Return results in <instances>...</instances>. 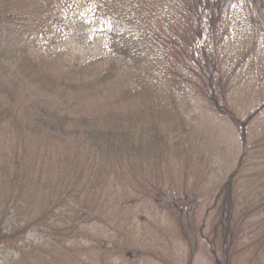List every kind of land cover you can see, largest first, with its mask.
I'll use <instances>...</instances> for the list:
<instances>
[{
  "label": "rangeland",
  "instance_id": "374dc122",
  "mask_svg": "<svg viewBox=\"0 0 264 264\" xmlns=\"http://www.w3.org/2000/svg\"><path fill=\"white\" fill-rule=\"evenodd\" d=\"M170 1L151 0L149 6ZM22 4L29 6L30 0H20ZM82 8L79 4L71 28L54 45L62 48L64 58L44 50L46 41L51 42L46 36H51L56 27L44 13L39 15L41 19L33 15L35 10L43 12L39 5L21 11L28 16L26 21L0 29V84L6 90L3 102L20 115L19 121L10 118L0 126V165L7 164L17 173L13 188L21 194L25 209L19 212L23 219L28 215L33 218L31 223H36L42 216L38 225L27 229L23 222L19 225L17 217L7 219L4 215L0 231L10 232L16 224L25 234L21 240L17 237V243H0V264L17 259L21 248L34 250L37 258L44 259L38 254L55 253L59 248L54 241L69 251V262L64 264H186L184 259L190 250L179 234L178 218L188 215L190 208L196 213L194 231L201 232L209 244L214 242L213 222H220L219 231H224L228 218L242 235L239 247L264 237V109L254 120L244 121L248 161L237 171L230 201L223 197L224 209L219 187L238 168L243 145L234 121L219 113L210 97L211 90L219 87L224 107L241 120L264 104L262 60H253L252 71L248 70L249 61L244 62L235 75L223 66L229 58L227 51L238 52L244 41H253V27L245 28L237 22L233 25L235 42L221 50V78L212 89L208 77L200 75L197 68L204 65V60L195 61L191 50L185 51L187 69L177 61L176 55L183 51L177 30H165L161 40L165 73L159 74L155 84L150 76H133L135 81L151 84L145 101H140V97L130 98V90H124L120 67L116 77L104 82L111 86V94L106 92L110 89L81 86L79 78L97 75L96 71L80 74L85 65L107 55L103 27L89 7L85 11ZM157 13L172 16L173 10L158 8ZM237 60L228 65L234 66ZM167 92L168 101L164 95ZM113 108L118 113L126 110L122 121L139 130L137 150L123 158L105 153L114 152L105 143L99 151L96 146L86 147L84 140L85 126L91 128ZM141 108L147 113L137 116L135 112ZM26 109L32 120L65 121L64 130L39 125L48 133L39 134L35 127L33 131L26 121ZM130 111L135 115L130 116ZM121 122L114 128L121 132V138L128 129L132 138L137 137L132 126ZM151 147L157 153L147 155ZM43 210L52 211L49 221ZM74 216L78 217V227L70 223ZM205 217L206 227L200 226ZM262 242L255 245L263 246L264 251V243L259 244ZM203 249L205 245L195 250L194 264H215L209 250ZM244 251L235 264H264V252L250 247Z\"/></svg>",
  "mask_w": 264,
  "mask_h": 264
},
{
  "label": "trees",
  "instance_id": "16d2710c",
  "mask_svg": "<svg viewBox=\"0 0 264 264\" xmlns=\"http://www.w3.org/2000/svg\"><path fill=\"white\" fill-rule=\"evenodd\" d=\"M150 2L151 0H30V5L26 6L24 4L20 5V0H0V29H2V26L4 29L5 26L19 20L26 21L28 16H23L21 11L25 9L30 11L34 7V4L39 5L43 12L35 10L33 15L41 19L39 15L44 13L48 19L52 20L53 25L56 27V31L51 36H46L51 42L46 41L47 44L44 50H50L52 54L54 53L56 56L64 58V54L61 52L62 48L59 46L54 47V45L61 42V36L71 28L74 11L79 4L83 5V11L89 7L94 18L103 27V38L107 55L96 60L91 59V62L96 61L95 64L85 65L84 71L80 74L96 71L97 75L92 79L87 78L84 80V77L79 78L81 86L86 89H110V91L106 92L111 94V86L104 82L116 77V72L120 67L123 68L122 84L124 90H130V98L140 97V101H145V94L151 84L145 83L142 80L135 81V77L133 76L135 74L136 77L140 75L150 76L152 83L155 84V80L159 77V74L165 73V69L162 68L164 52L161 40L165 30L168 31V29H176L181 40L180 45L183 47V51L180 56L176 55L178 56V62L186 66L187 69H190L184 58L185 51L189 50H191L190 55L195 61L199 59L204 60V65L197 68L200 70V75L208 77L210 89H212L214 82H219L223 66L227 67L235 75L239 68L244 66V62L249 61V68L254 65L253 60L256 58L264 62V0H173L166 2V4L157 2L154 8H150ZM76 4H78L77 7H75ZM158 8L159 11L163 9L173 10V15H161V13H157ZM150 11L152 12L151 15H149ZM236 22L237 24H243L245 28H248V26L253 27L256 31L253 35V41H244L242 49L238 50V52L235 50L233 52L227 51L226 55L229 56V58L226 57L227 65L223 63V66H220L219 56H222L221 50H226L227 47L235 42V26L233 25ZM166 53L168 54V51ZM237 57L238 60L234 66L228 65ZM78 65L79 63L76 62V66ZM216 76H218V79H216ZM159 82L163 84L162 80H159ZM5 91H3L0 84V126L10 118H13L15 121L20 120V115L12 109V106L6 105L3 102L5 100ZM164 95L168 101L170 92L164 93ZM172 97L176 100L174 93ZM210 97L213 100L215 109L219 113L230 117L231 120L236 122V125L240 128L242 139L246 140V123L241 122L237 116L234 117L224 107V99L220 88L212 89ZM26 111L29 113L26 121L33 131L36 129L42 135L48 133L46 132L45 134L39 125L50 126L51 128L57 127L61 131L64 130L63 122L65 121L52 120L51 122H47L44 118H34L32 120L30 110L26 109ZM32 112L36 111L31 110ZM129 113L130 116H133L132 114L135 115V113L137 116H141L147 113V109L141 108V110L135 113L133 111ZM258 114L259 112L252 113L245 121H252ZM126 115V110L118 113V110L113 108L105 111L100 116L94 126L91 127L93 129H87L85 126L87 136L84 140L88 143H85V145L87 144L86 147L96 146L97 150L102 151V144L105 143L111 151H114L105 153H114L119 155L120 158H123L127 154H133L137 150L139 137L132 138L128 129L126 132L128 134L121 138V132L118 134V131L114 129L120 126L118 124ZM71 119L74 118L71 117ZM121 123L132 126L130 128L133 133L139 136V130L127 120ZM117 139L122 143L118 142ZM108 141L114 143L111 144ZM154 151L155 148L151 147L150 153L147 150V155L156 154L157 150ZM143 155L145 154L143 153ZM245 156L243 157L244 159ZM10 170L11 167L7 164L0 165V220L3 219L4 215H7V219L15 216V218L19 219V225L23 222L27 229L30 225H38L42 216L37 218L38 221L36 223H31L33 220L31 216L24 215L23 219V216L19 212L20 209L24 210L25 208L22 201H20L21 194H17L13 188L18 182L16 179L17 173ZM234 182L235 176L230 177L223 186L219 187L218 194L221 196L219 201L224 209L226 206L224 199L226 202H229L234 194ZM228 207L230 206L227 205ZM42 213L47 215L46 221H49V215L52 211L43 210ZM195 215L192 208H190L188 215L183 214L178 218L181 223L179 225V234L186 241V245L190 250L189 256L184 259L186 264H194L195 250L203 245L209 250L210 255L209 252L206 253L215 264H235V261L236 263L239 261L240 253L249 247L255 249L258 253L264 252L263 246L255 245L258 242L264 241V237L262 236L258 237L257 242L253 241L245 248L239 247V240L242 239V235L239 236V230L230 225L231 220L229 218L226 219L227 227L224 226V231H219V228L222 226L220 222H213L212 239L214 242L213 244H209L210 241L206 242L205 236L201 232L194 231V223L196 224ZM183 217L187 218V220L182 219ZM71 219L73 222L70 221V223L78 227V217L74 216ZM206 221L207 217H205L204 221L200 222V226L205 225L206 227ZM86 222V220L81 221V223ZM61 230L66 231L67 228H61ZM0 234H2L0 236V243L9 241L17 243V237L19 236L21 240L25 232L23 233V228L17 227L15 224V227L10 232L0 231ZM54 244L56 247H59L55 253L44 255L41 252L38 254L43 256L44 259L37 258L34 250L21 248L18 258L10 259L7 264H64V262H69V251L60 247V242L56 244L54 241ZM206 249L203 250L208 251ZM36 259L39 262L34 263ZM69 264L72 263L70 262Z\"/></svg>",
  "mask_w": 264,
  "mask_h": 264
}]
</instances>
